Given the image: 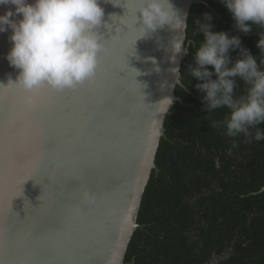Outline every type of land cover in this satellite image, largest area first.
Returning <instances> with one entry per match:
<instances>
[{
	"label": "water",
	"instance_id": "water-1",
	"mask_svg": "<svg viewBox=\"0 0 264 264\" xmlns=\"http://www.w3.org/2000/svg\"><path fill=\"white\" fill-rule=\"evenodd\" d=\"M199 2L170 0L187 27ZM99 3L104 16L96 31L105 47L93 79L75 88L27 92L14 84L19 69L6 58L12 30L0 32V153L14 141L21 157L15 177L0 171V264H127L165 120L181 100L170 69L178 67L182 78L190 44L187 30L169 25L138 39V29L124 33L135 0ZM7 9L15 6L0 5V15ZM9 97L16 106L10 119L3 112ZM84 190L95 198L91 207L82 202Z\"/></svg>",
	"mask_w": 264,
	"mask_h": 264
},
{
	"label": "trees",
	"instance_id": "trees-1",
	"mask_svg": "<svg viewBox=\"0 0 264 264\" xmlns=\"http://www.w3.org/2000/svg\"><path fill=\"white\" fill-rule=\"evenodd\" d=\"M206 14L212 31L238 36L258 64L264 59L257 47L264 28L252 25L253 31L241 32L222 0L192 5L187 38L196 44L189 45L181 65L185 86L177 85L181 100L165 120L158 170H153L142 198L127 264H209L214 255L217 264H264V140L245 143L240 136L234 147L233 138L211 126L227 109L207 113L205 93L195 87L202 81L190 77L189 66H195V52L204 39L202 32L194 34L193 22ZM229 56L234 62L239 49H230ZM245 88L236 78L234 91Z\"/></svg>",
	"mask_w": 264,
	"mask_h": 264
},
{
	"label": "clouds",
	"instance_id": "clouds-1",
	"mask_svg": "<svg viewBox=\"0 0 264 264\" xmlns=\"http://www.w3.org/2000/svg\"><path fill=\"white\" fill-rule=\"evenodd\" d=\"M222 2L241 32L253 31L252 25L264 28V0ZM8 4L14 5L15 9H7L0 15V32L7 28L12 30V47L6 58L19 69L14 84L32 92L43 85L57 90L75 88L93 79L99 53L105 47L96 31L104 16L99 0H33L32 3L28 0H0V5ZM137 11L141 13V25L136 29L142 33L137 39L149 36L165 25L187 30L184 18L170 0H135V13ZM14 15L22 18L14 20ZM210 19L206 14L193 22L194 34L202 32L204 39L199 41L195 66L190 65L189 72L191 78L202 81L195 87L205 93L202 99L207 113L227 109L224 118L213 121L211 126L222 129L223 135L233 138L234 147L235 138L240 136L245 143L264 140V129L259 127L264 125V59H259L258 64L257 57L242 47L238 36L212 31ZM178 41L173 43L175 52L181 50L183 36ZM193 43L196 44L189 41V44ZM257 47L261 50L260 57H264V34L259 35ZM230 49H239V57L234 62L229 56ZM170 71L176 74V84L183 88L180 69L176 67ZM236 78L246 85L239 93L234 91ZM26 102L32 105L35 101L29 96ZM81 199L89 207L95 202L87 190L81 193ZM79 211L78 206L73 209L74 214Z\"/></svg>",
	"mask_w": 264,
	"mask_h": 264
},
{
	"label": "snow or ice",
	"instance_id": "snow-or-ice-1",
	"mask_svg": "<svg viewBox=\"0 0 264 264\" xmlns=\"http://www.w3.org/2000/svg\"><path fill=\"white\" fill-rule=\"evenodd\" d=\"M125 15L129 17L131 23H130V25L124 24V25H127V27H128V31L124 32V33H129L130 29H136V27H134V25L136 24L137 15H136V13H134V19H133L132 18L133 14L128 9H127ZM125 60L127 62L126 55H125ZM15 107H16L15 101L11 97H9L4 102L3 112H4V115L6 118H8V119L11 118L12 113H14V111H15ZM12 131H13V129L9 128V134H11ZM20 159H21V157H20L19 153L16 151L15 143L13 141L9 144L6 152L0 153V171L7 172L11 177H15L18 173V170H19ZM40 167H43V164H41ZM30 178H32V177H28L27 179H30Z\"/></svg>",
	"mask_w": 264,
	"mask_h": 264
},
{
	"label": "flooded vegetation",
	"instance_id": "flooded-vegetation-1",
	"mask_svg": "<svg viewBox=\"0 0 264 264\" xmlns=\"http://www.w3.org/2000/svg\"><path fill=\"white\" fill-rule=\"evenodd\" d=\"M226 255L227 254H225V252L223 253V257H226ZM217 262H218V257L216 256V255H214L213 257H212V260H211V262L209 263V264H217Z\"/></svg>",
	"mask_w": 264,
	"mask_h": 264
}]
</instances>
